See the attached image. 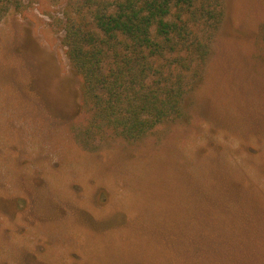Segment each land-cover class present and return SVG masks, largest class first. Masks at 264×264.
I'll list each match as a JSON object with an SVG mask.
<instances>
[{"label": "rangeland", "instance_id": "374dc122", "mask_svg": "<svg viewBox=\"0 0 264 264\" xmlns=\"http://www.w3.org/2000/svg\"><path fill=\"white\" fill-rule=\"evenodd\" d=\"M64 4L0 22V264H264V0H224L179 120L92 150Z\"/></svg>", "mask_w": 264, "mask_h": 264}, {"label": "trees", "instance_id": "16d2710c", "mask_svg": "<svg viewBox=\"0 0 264 264\" xmlns=\"http://www.w3.org/2000/svg\"><path fill=\"white\" fill-rule=\"evenodd\" d=\"M24 1L0 0V22ZM224 13V0H65L58 25L79 78L75 141L86 150L108 137L138 141L179 120Z\"/></svg>", "mask_w": 264, "mask_h": 264}]
</instances>
